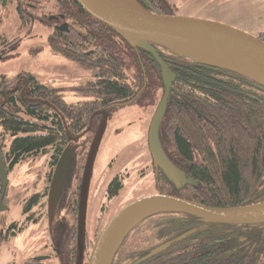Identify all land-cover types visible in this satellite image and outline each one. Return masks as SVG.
<instances>
[{
    "label": "trees",
    "instance_id": "16d2710c",
    "mask_svg": "<svg viewBox=\"0 0 264 264\" xmlns=\"http://www.w3.org/2000/svg\"><path fill=\"white\" fill-rule=\"evenodd\" d=\"M8 1L14 2L22 24L39 21L51 26L56 22L51 14L72 20L75 26L68 32L51 28L48 47L88 70L90 78L77 88L87 98L66 102L56 88L29 72L0 75V154L6 175L15 164L43 154L49 155L51 167L68 147V160L75 151L81 169L86 155L81 149L96 126L92 123L87 130L91 114L102 109L109 114V104L130 99H149L155 105L163 89L159 65L149 52L130 46L74 0ZM135 1L155 13H175L163 5L167 0ZM7 41L0 30V45ZM150 43L175 75L158 139L184 175L179 184L163 175L155 191L212 207L264 201V85L233 69L191 59L162 42ZM123 45L136 54L138 71L132 77L123 71ZM89 49L92 54L83 53ZM21 74L26 78L17 82ZM74 135H79L77 141L71 139ZM32 201L33 197L24 209ZM263 244L264 224L207 222L189 212L160 210L143 216L124 233L109 264H264Z\"/></svg>",
    "mask_w": 264,
    "mask_h": 264
},
{
    "label": "water",
    "instance_id": "95a60500",
    "mask_svg": "<svg viewBox=\"0 0 264 264\" xmlns=\"http://www.w3.org/2000/svg\"><path fill=\"white\" fill-rule=\"evenodd\" d=\"M74 1L95 19L122 36L130 46L139 47L149 52L158 63L163 92L150 120L147 143L154 163L176 184H179L181 180H184L183 172L167 158L158 139L159 123L175 75L159 57L150 42H162L170 46L169 41L189 40L221 49L233 54L243 68L194 60L233 69L264 85V40L237 27L209 18L177 13H155L146 10L135 0ZM5 2L6 0H1V6H4ZM173 50L175 49L173 48ZM91 52V50L86 51V54ZM189 57L193 59L191 56ZM106 118L107 114L103 112L83 165L77 205L75 264L82 262L88 185ZM71 138L76 139L77 136ZM69 154L67 149L62 151L51 176L47 195L49 221H51L59 199ZM6 186L7 175L0 154V206L3 204ZM160 210L189 212L200 216L207 222L236 225L264 224V201L241 206L212 207L177 195L161 192L147 193L126 202L109 217L95 237L88 264H109L116 245L124 233L143 216ZM160 248L161 246L156 247L152 251Z\"/></svg>",
    "mask_w": 264,
    "mask_h": 264
},
{
    "label": "rangeland",
    "instance_id": "374dc122",
    "mask_svg": "<svg viewBox=\"0 0 264 264\" xmlns=\"http://www.w3.org/2000/svg\"><path fill=\"white\" fill-rule=\"evenodd\" d=\"M7 1L4 4L5 7H0V30L6 39L11 42L17 40V42L13 48L6 49L5 57L0 59V75L4 74L11 77L18 72L26 71L31 73L37 80L56 88L66 102H77L86 99L85 95L77 92V88L90 78L88 70L53 54L47 43V35L51 27L39 21L33 24H22L17 16L14 2L8 3ZM167 1L171 4V10L177 14L209 18L237 27H240L239 25L251 26V24L256 23L264 27V0ZM237 14H244L245 17L239 19L236 17ZM169 44V47L173 50V43L169 42ZM121 50L123 71L127 76H132L138 71L134 56L130 53L129 48L124 45ZM173 51L180 53L177 50ZM143 101L120 105L114 109V118L107 125L93 163L92 179L95 184L100 181L98 177L103 174L102 169L106 167L110 159L113 161V169L118 167L117 169L123 173L137 172L141 166L145 165L147 155L143 135L145 131L144 128L142 131V125L140 128L138 123H143V126H145L147 122L145 117L149 115L148 109L150 106H141ZM117 129L119 132H117ZM76 144L80 143L77 142ZM71 159L72 162L75 161V151ZM48 161V154L38 155L15 164L8 171L5 198L0 206V229L6 226L10 219L20 220L23 198L41 188L42 178L49 167ZM115 161H117V164ZM145 172L147 174V171ZM145 176L147 175L144 174L143 178ZM145 179L148 180L147 177ZM97 187L96 184L95 188ZM155 188L144 187L140 182L133 188L126 186L125 191L119 197V202H128L136 196H141L144 191H152ZM170 191L167 188V192ZM64 192L65 186L63 188ZM100 194L102 195L101 186L97 195H95L96 198ZM91 204L94 209L100 206L98 200ZM33 215L37 217V211ZM105 218L106 216L98 212L97 209L93 212L89 211L87 216L88 228L93 227L95 229L97 226L102 225ZM41 219L39 224L26 223L22 234L17 238H7L5 242H0V264H17L26 257L42 251L41 247H38L40 243L36 242V238H40L43 233L41 231L44 228L43 217ZM17 222L19 224L20 221ZM27 235L29 236L26 238ZM21 238L23 239L20 240ZM47 262L51 263V261Z\"/></svg>",
    "mask_w": 264,
    "mask_h": 264
},
{
    "label": "flooded vegetation",
    "instance_id": "af4514ba",
    "mask_svg": "<svg viewBox=\"0 0 264 264\" xmlns=\"http://www.w3.org/2000/svg\"><path fill=\"white\" fill-rule=\"evenodd\" d=\"M7 2L9 3V1H7ZM155 5H158V4H155ZM163 5L171 7L170 6L171 4H163ZM0 7H1V0H0ZM232 12H233V10H232ZM58 17H59V20L56 19ZM236 17L239 19H243L245 17V15L244 14H237ZM49 18L52 20H56V22L52 23L50 27L54 28L60 32H64V33L68 32L70 30V28L72 29L75 26L74 23L72 22V20L64 19L62 14H58V16L55 14H51L49 16ZM263 20H264V18H263ZM239 26L240 27H237V26H234V27H237L241 30H244V31H246L252 35H255V36L261 38L262 40H264V27H261V25L256 23V24H251V26H246V25H239ZM8 48L9 49L13 48L12 42L10 40L0 45V59L5 57L6 49H8ZM89 50L92 51L90 53V54H92L93 49H89ZM89 50H84L83 53L86 54V51H89ZM130 53H131V51H130ZM131 54L133 55L134 53H131ZM87 55H89V54H87ZM134 55H136V54H134ZM58 56H60V55H58ZM18 73H20V72H18ZM18 73H16V74H18ZM135 74H137V73H135ZM5 77L8 78L7 76H5ZM129 77H132V76H129ZM25 78H26V76L24 74H21L20 76L17 77L16 81L19 82L20 80L25 79ZM0 80H1V76H0ZM142 88H144V85L140 88V90ZM0 90H1V87H0ZM140 90L138 91V93L140 92ZM162 92H163V89H162ZM136 100L137 99H130V100L121 101V102H118L115 104H109L107 106L109 114L106 112L105 109L95 110L90 116L89 125L87 127V130L90 129L92 127V123L96 122V126L94 128V131L92 132L91 139H92L97 127H98V124H99V121L101 119L103 112H106V114H107L106 123H105L104 131H103V134H104V132L106 131L108 123L111 122L112 119L114 118V115H115L114 109L117 106L126 105L128 103L135 102ZM141 100H144V99H141ZM159 100H158V102H159ZM151 101L152 100L145 99L142 102L143 104L141 103V106H144V105L150 106L148 109L149 115L147 117H145V118H147V122H146L145 126H143V123H140V122L138 123L140 128L142 125V128H141L142 131H143V128L145 131L143 134L144 135L145 152H147L145 165L141 166L139 168V170H137V172H134V173L125 172V173H123V172H120L119 169H117L118 167L113 169V165H112L113 161H111L112 159H110V161L107 163L106 167L104 169H102L103 174H101L98 177V179L100 181H98V183H96L98 185L97 188H95L96 184L93 181L92 175H91L89 185H88V192H87L86 211H85V232H84V240H83L84 246H83V255H82L81 264H88V259H89L92 244L95 240L97 233L100 231V229L105 224L104 222H106L108 220V218L113 213H115L121 206H123L126 203V202L124 203L123 201L119 202V199H120L119 197L125 191L126 186L133 188V187H136L138 185V183L140 182L142 184V186H144V187H148V188L156 187L152 191H150V190L144 191L141 194V195H144L147 193L156 192L155 190L157 189V184H159V180L161 181V184H163V175L165 176L166 174L162 171V169L158 165H156L154 163V161L151 157L149 148H148V143H147L148 127L150 124L152 114H153V112H154V110L158 104V102H156V104L153 105L154 103ZM96 118H98L97 121H96ZM118 129H117V132H119ZM114 131H116V130L114 129ZM103 134H102V137H103ZM74 136H77V138L76 139L71 138V139L77 141L79 135H74ZM70 137H73V136H70ZM102 137H101V139H102ZM91 139L88 141L87 147L83 146L81 149L82 151L86 150V154H87V150H88V147L90 145ZM66 149L70 153L68 155V157L71 156L72 148L68 147ZM68 157H67V160H68ZM85 158H86V155H85ZM56 161L54 162V164L51 167H48L46 174L42 178L41 188L39 190L31 192L28 196L23 198L24 201H23V204L21 205V209H20V212H21L20 217H19L20 220H17V219L11 220L10 219L8 221L7 225L0 229V238L2 240L4 239V241L0 240V242H5L7 240V238L15 239V238H17V236L22 234L26 223H28V224L31 223L32 225L39 224L42 220L41 218L43 217V222H44L43 227L44 228H43V230H41L43 233L41 234L40 238H36V242H39L41 244V246L39 244L38 247H41L40 249H42V251L38 252L37 254L26 257L22 262L17 263V264H25V263L26 264H75V261H76V235H77V228H76L77 205H78L79 185H80V181H81L83 166L80 169V163L79 162H77V161L72 162V160H68L67 165H66V170H65V178H64V182H63L62 187H61L59 199H58L57 204L55 206L51 221H49L48 214H47V195H48V190H49V186H50V182H51V176H52ZM84 162H85V159H84ZM84 162H83V165H84ZM72 163H73V167H72ZM115 163L117 164V161H115ZM67 167H68V170H67ZM145 171H147V174ZM92 173H93V168H92ZM144 174L147 175L145 177H147L148 180L145 179V177L143 178ZM167 177H169V176H167ZM169 178H171V177H169ZM136 180H137V182L135 183ZM171 180L173 181L172 178H171ZM116 184H118L117 187H115ZM166 184H167V188H168V186H170V182L167 181ZM64 186H65V192L63 193ZM100 186H101L102 195L100 194V196L98 198H96L95 195H97V193L100 189ZM129 189H126V190H129ZM75 192H77L76 199H75L76 200V206H75V215H73V211H72L73 210L72 209L73 197L72 196L75 195ZM62 193L64 194L63 196H62ZM32 197H33L32 203L28 207H26V209H24V207H23L24 204L28 200H30ZM132 199H134V198H132ZM96 200H98L100 202V206L95 208V209H97V211L100 212L101 214H104L106 216V218H105V221L103 222V224L100 226H97L95 229L93 227L88 228L87 216H88L89 211L93 212L95 210L91 203H93L94 201L96 202ZM59 205H61V206H59ZM35 208H38L39 210H37V209L35 210ZM36 211H37V217L33 215V213H36ZM56 212H58V214H56ZM72 216L74 217V219L72 218ZM16 221H20L19 224H18V222L16 223ZM28 236L29 235H27L26 238ZM22 239L23 238H21L20 240H22ZM261 253H262V257L264 258V244L262 246ZM47 261H51V263H49Z\"/></svg>",
    "mask_w": 264,
    "mask_h": 264
},
{
    "label": "bare ground",
    "instance_id": "6f19581e",
    "mask_svg": "<svg viewBox=\"0 0 264 264\" xmlns=\"http://www.w3.org/2000/svg\"><path fill=\"white\" fill-rule=\"evenodd\" d=\"M172 47L182 53L188 54L193 59L218 63L225 66L243 68L238 59L221 49L210 47L199 42L189 40H173ZM129 226V225H127Z\"/></svg>",
    "mask_w": 264,
    "mask_h": 264
}]
</instances>
